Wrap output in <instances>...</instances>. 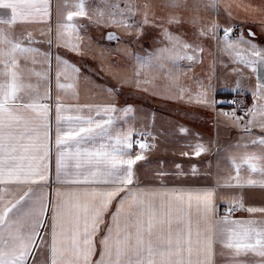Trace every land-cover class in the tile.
Listing matches in <instances>:
<instances>
[{
  "label": "snow or ice",
  "instance_id": "6c2138e0",
  "mask_svg": "<svg viewBox=\"0 0 264 264\" xmlns=\"http://www.w3.org/2000/svg\"><path fill=\"white\" fill-rule=\"evenodd\" d=\"M219 4L0 0V264H264V206L247 202L264 195V45ZM81 84L106 103L81 102ZM125 88L211 111L239 139L180 127L181 156L213 159L150 161L161 133L119 106Z\"/></svg>",
  "mask_w": 264,
  "mask_h": 264
},
{
  "label": "crops",
  "instance_id": "0c3cea01",
  "mask_svg": "<svg viewBox=\"0 0 264 264\" xmlns=\"http://www.w3.org/2000/svg\"><path fill=\"white\" fill-rule=\"evenodd\" d=\"M261 4H264V0H220L218 11L226 14V12L230 10L234 18L233 23L240 24L243 22L242 26L245 29H247V27H252L257 33L256 42L264 45V32L261 31L259 24V21L264 19V11H261ZM207 18L219 19L221 22H223L224 19L223 16L216 15L214 11H209V13H207ZM44 47H47V45H44ZM53 51L56 50L53 49ZM60 52L63 53L64 50L60 49ZM65 58L68 59L70 63H83L78 56L72 53H68ZM210 62V59L206 62L205 71H207V64ZM36 70H41L39 65L36 66ZM145 71L148 70L146 69ZM197 71H199V69H197ZM63 82H72L71 73H69V79ZM51 89L54 96L56 92L54 73L51 81ZM80 89L81 94L79 100L81 102L106 103L105 97L84 88L83 84L80 85ZM71 91L72 90L69 89V92ZM170 96V93L163 91L158 95H152L151 93H145L136 89L125 88L123 90V95L118 98L119 106H124L126 103L132 104L137 109L139 121H147L151 124L152 130L161 133V135L157 136V140L160 142V150L150 152L148 160L156 161L158 159H164L169 162V166L172 162H175L187 168L191 164L204 167L207 165L208 160L213 159L210 154L192 158L181 156L180 152L182 150H188L186 145L191 141L188 137L179 133L180 127H185L192 133H199L205 141L209 138L214 141L219 140L220 146L228 142L235 143L239 139L238 130L235 128H226L221 125L217 129L214 125V113L211 111H205L185 101L170 98ZM62 98L69 100L68 96H63ZM246 103L249 105L252 104L250 95H248ZM197 125L199 127L196 129L195 126ZM201 161H204V164H200ZM146 163V161L138 162L135 167L140 168L141 164ZM213 163H215V160H213ZM151 167H155V164L153 163L146 168H141V174L148 171ZM253 178H256L255 174H253ZM247 191L249 193L247 197V202L249 204L264 206V195H262L259 188H252ZM111 210L114 211V208ZM235 215L236 218H247L249 214L239 211Z\"/></svg>",
  "mask_w": 264,
  "mask_h": 264
},
{
  "label": "rangeland",
  "instance_id": "374dc122",
  "mask_svg": "<svg viewBox=\"0 0 264 264\" xmlns=\"http://www.w3.org/2000/svg\"><path fill=\"white\" fill-rule=\"evenodd\" d=\"M164 0H159V3L163 4ZM209 15V14H208ZM150 43V42H149ZM145 47H148V44H145ZM199 126H195V128L197 129Z\"/></svg>",
  "mask_w": 264,
  "mask_h": 264
},
{
  "label": "built area",
  "instance_id": "2783aa9c",
  "mask_svg": "<svg viewBox=\"0 0 264 264\" xmlns=\"http://www.w3.org/2000/svg\"><path fill=\"white\" fill-rule=\"evenodd\" d=\"M224 98L231 99L232 97L231 96H226ZM225 110H228V109H225ZM221 211H223V208H221Z\"/></svg>",
  "mask_w": 264,
  "mask_h": 264
}]
</instances>
